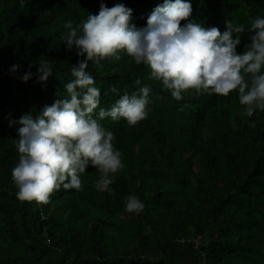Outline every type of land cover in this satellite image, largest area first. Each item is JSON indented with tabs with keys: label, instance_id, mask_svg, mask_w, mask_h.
Returning <instances> with one entry per match:
<instances>
[{
	"label": "trees",
	"instance_id": "1",
	"mask_svg": "<svg viewBox=\"0 0 264 264\" xmlns=\"http://www.w3.org/2000/svg\"><path fill=\"white\" fill-rule=\"evenodd\" d=\"M163 2L0 0V264H264V111L245 116L238 91L225 97L191 90L177 101L147 65L123 52L86 69L106 110L137 91V79L151 89L148 115L135 126L123 118L99 121L115 135L125 165L110 190L96 188L100 174L89 165L82 190L61 186L39 205L16 196L20 125L10 121L64 98L72 66L86 58L62 42L64 24L98 14L101 3H122L143 28ZM188 2L192 21L221 32L226 20L247 26L264 17V0ZM249 36L241 34L238 54ZM41 59L52 67L46 82L19 79L30 64L36 73ZM14 64L20 68L11 74ZM130 195L143 211L125 210Z\"/></svg>",
	"mask_w": 264,
	"mask_h": 264
},
{
	"label": "clouds",
	"instance_id": "2",
	"mask_svg": "<svg viewBox=\"0 0 264 264\" xmlns=\"http://www.w3.org/2000/svg\"><path fill=\"white\" fill-rule=\"evenodd\" d=\"M132 11L122 3L110 8L101 3L98 14H89L76 26L72 21L64 24L67 32L62 42L68 50L75 47L78 57L86 58L72 66L74 79L65 84L64 98L45 105L35 116L26 113L18 121H10V125H20L16 144L19 160L12 169L19 200L47 204L61 186L82 190L80 177L89 165L100 174L96 188L107 191L115 174L124 169L122 153L113 144L115 135L99 121L123 118L135 126L148 115L151 89L137 79V91L125 92L107 110L101 108L100 89L86 71L89 61L97 65L109 58L118 61L123 52L136 64L147 65L150 78L161 81L177 101L191 90L225 97L238 91L245 116L264 111V17L253 18L247 26H233L226 20L227 30L221 32L192 21L188 0H164L152 10L143 28L131 23ZM181 21L187 22L181 25ZM244 32L250 34V43L238 54ZM37 63L36 73L30 71V64L19 79L27 82L35 75L38 82H46L53 75L52 67L47 59ZM19 68L12 65L11 74ZM143 209L138 197H127V212Z\"/></svg>",
	"mask_w": 264,
	"mask_h": 264
}]
</instances>
